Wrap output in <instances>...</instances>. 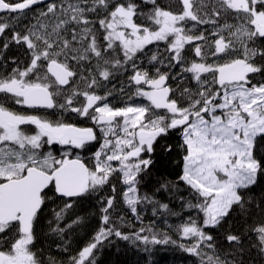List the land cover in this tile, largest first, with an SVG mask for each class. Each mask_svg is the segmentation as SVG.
Returning a JSON list of instances; mask_svg holds the SVG:
<instances>
[{
	"label": "snow or ice",
	"instance_id": "obj_1",
	"mask_svg": "<svg viewBox=\"0 0 264 264\" xmlns=\"http://www.w3.org/2000/svg\"><path fill=\"white\" fill-rule=\"evenodd\" d=\"M40 2L0 0V13L19 20ZM142 4L151 7L144 11ZM35 19V24L16 32L0 16V35L13 29L12 42L24 45L29 56L27 65L0 76V264H42L32 245L34 225L50 199L48 191L65 201L55 213L60 220L76 198L90 195L120 173L126 185L123 201L136 214L137 205L149 199L141 197L137 187L141 173L152 163L142 154L151 153L157 139L173 130L182 137L178 180L192 195V200L179 199L203 214L200 222L190 217L177 228L193 241L180 247L202 261L206 256L205 264H235L215 254L214 239L204 229L219 226L234 206L246 211L242 190L254 185L264 171V0H169L163 6L158 0H62L49 4ZM197 25H211L212 31L194 34ZM98 31L106 43L98 41ZM159 42H166L168 66H180L181 79L195 81L193 88L180 91L183 104L172 98L175 90L167 83L168 73L157 68L152 76L137 68V54ZM117 51L123 59L111 55ZM148 59L163 63L158 53ZM93 60L94 75L73 70L71 62ZM128 62L134 70L130 81L137 86L134 95L146 97L147 106L112 107L107 102L111 93L101 96L94 91L100 83L97 76L106 81L113 75L110 69ZM78 75L85 90L73 88L70 95H63L64 87L74 84ZM257 76L261 79L253 83ZM77 97L84 102L73 107ZM8 101L31 109L71 111L94 121L103 143L93 155L92 167L79 155L69 158L70 152H65L58 159L43 149L54 143L82 149L97 139L93 128L17 112L6 106ZM28 125L34 126L32 134L24 130ZM114 200L110 196L104 201L102 226L92 242L71 257V264H95L94 250L111 236L145 245L175 243L167 235L158 238L151 228L122 233L110 219ZM159 207L170 211L168 204ZM249 231L256 237L254 246L264 254V221L249 226ZM226 240L239 244L241 237L229 234ZM204 247L213 254L203 253Z\"/></svg>",
	"mask_w": 264,
	"mask_h": 264
},
{
	"label": "trees",
	"instance_id": "obj_2",
	"mask_svg": "<svg viewBox=\"0 0 264 264\" xmlns=\"http://www.w3.org/2000/svg\"><path fill=\"white\" fill-rule=\"evenodd\" d=\"M61 2L62 0H53L33 6L31 10H26L19 20L10 19L5 13L0 16L13 25L14 31L22 32L26 26L35 24L36 16L40 12L46 11L49 4H60ZM137 2L140 3L141 0H137ZM158 2L163 6L169 0H158ZM150 7L151 5L142 4L144 11ZM174 10L178 11L179 5ZM229 23H235V21L229 19ZM191 25L192 22H189L187 27L191 28ZM13 29H6L5 33L0 35V54H2L0 76H6L17 66L22 68L29 62L26 47L12 42ZM197 30H209L211 32L212 26L197 25L193 33ZM97 38L100 43H106L102 40V31L97 32ZM6 43L8 44L7 49L4 48ZM165 47L166 42L147 46L144 54H137L136 65L138 69L147 70L152 76L156 75L157 68L161 73H168L171 87L175 90L173 95L179 103L183 104L185 102L179 98L180 91L183 88H193L195 81L181 79L178 75L181 73L180 66L171 68L168 66V54L165 52ZM153 53H158L163 63H149L148 58ZM111 55L123 59L122 52L117 51ZM71 63L73 70L80 75L88 76L90 72L95 74L93 67L95 60L79 65L75 62ZM110 70L113 75L106 81L97 76L100 83L94 91L101 96L111 93L107 97V102L112 107H118L122 102H127L131 95H134L133 92L137 86L130 81V77L134 75V70L131 62L123 67ZM80 75L76 77L74 84L64 87L63 95H70L73 88H77L79 91L85 90L86 85L80 79ZM258 79L261 77L257 76L253 83ZM2 99L3 94H0V100ZM59 102H64L63 96L59 98ZM83 102V97H77L73 107H80ZM13 105L11 101L6 104L9 108H12ZM26 112L46 116L50 120H62L64 123H94L88 117L82 118L75 112L60 109L28 110ZM181 143V133L178 130H173L166 136L157 139L151 153L142 154L143 158L150 159L152 163L144 173H141L140 183L137 187L139 195L141 197L147 196L149 199L137 205L136 214L131 213L123 201L122 192L126 189V185L122 183L120 173H114L108 184L90 195L76 198L72 207L64 213L60 220L56 219L55 213L63 208L65 201L55 197L52 191H48L50 199L46 200L34 225L35 239L32 245V251L37 254L42 264H50V261H55V264H71V257L76 256L84 246L92 242L93 237L102 226L101 209L105 206L104 201L110 196H115L113 208L109 210L110 219L122 233L130 234L138 231L141 227L151 228L159 234L158 238L167 235L175 243L145 245L142 241L133 243L131 240L125 241L120 237L111 236L102 241L94 250L95 264H205L206 256L202 261L199 256L188 253L180 247L181 244L191 246L193 241L183 238L177 228L187 222L190 217L200 222L203 216L197 209H189L183 206V202L179 199V197H184L185 200H192V195L187 186L178 180L182 172L183 150L180 147ZM100 146L101 137L98 136L96 140L88 142L82 149L54 143L51 146H45L43 151H51L58 159L65 152H70V156L79 155L87 164L91 165L92 157L100 149ZM169 146L171 151L167 150ZM256 156L261 158L259 153H256ZM113 185L115 186L114 192L112 190ZM162 185H168V187ZM173 185H177L179 190L177 191ZM241 194L246 201L244 206L246 211L234 206L219 226L204 230L212 235L215 243V254L219 255L221 259L235 261V264H264V254H261L254 246L256 237L249 231V226L264 221V171L258 174L256 183L248 189L242 190ZM192 202L195 203L196 201L193 200ZM160 204H168L170 211L160 208ZM75 220L79 222L73 223ZM57 228L63 229V231H54ZM144 234L151 235L150 232ZM229 234L240 236V243H229L226 240V236ZM203 253L213 254L206 247L203 248Z\"/></svg>",
	"mask_w": 264,
	"mask_h": 264
},
{
	"label": "flooded vegetation",
	"instance_id": "obj_3",
	"mask_svg": "<svg viewBox=\"0 0 264 264\" xmlns=\"http://www.w3.org/2000/svg\"><path fill=\"white\" fill-rule=\"evenodd\" d=\"M200 32H204V34L205 35H208L209 33H210V31L209 30H197L196 32H194V34H199ZM191 56H189V58H190ZM192 58V57H191ZM190 58V59H191ZM168 63V62H167ZM167 83H168V85L171 87V84H170V80H168L167 81ZM143 87L145 88V90H147V85H143ZM172 88V87H171ZM135 91H136V89H134ZM135 92H133V94H134ZM131 97H132V99L130 100V99H128L127 100V102H122L118 107H123V106H125V104H133V105H139V106H147V105H149L150 104V101H148L147 100V98L146 97H142V100H140L141 99V96H135V95H131ZM172 98H174L175 99V96L172 94ZM13 106H19V108L21 107L22 109H25L26 111H28V110H30V111H32V110H43V109H28V108H26L25 106H23V105H13ZM44 111H48V110H44ZM158 113H161L162 114V110H156ZM82 118H85V117H83L82 116ZM69 124H75V125H77V126H80V127H92L93 129H94V131H95V133H96V137H98V136H100L101 135V132H100V127L99 126H97L96 124H95V122L94 123H91V122H88V123H85V124H77V123H69ZM101 137V136H100ZM72 157V156H71ZM90 167H91V165H90Z\"/></svg>",
	"mask_w": 264,
	"mask_h": 264
},
{
	"label": "rangeland",
	"instance_id": "obj_4",
	"mask_svg": "<svg viewBox=\"0 0 264 264\" xmlns=\"http://www.w3.org/2000/svg\"><path fill=\"white\" fill-rule=\"evenodd\" d=\"M11 109L14 110V111H17V112H21V113L32 114V113H27L25 109H22L21 107L19 108V106H17V107L13 106ZM23 127H24V130L28 131L27 133H29V134H32L33 131H34V126H32V125L23 126ZM100 136H101V144H102L103 143V133L102 132H101ZM93 163H94V161H93V157H92L91 166L93 165ZM114 166H118L117 162H114Z\"/></svg>",
	"mask_w": 264,
	"mask_h": 264
},
{
	"label": "water",
	"instance_id": "obj_5",
	"mask_svg": "<svg viewBox=\"0 0 264 264\" xmlns=\"http://www.w3.org/2000/svg\"><path fill=\"white\" fill-rule=\"evenodd\" d=\"M50 1H53V0H41V2L39 4H43V3H47V2H50ZM37 4V5H39ZM33 6H36V5H33ZM32 6V7H33ZM3 14V13H0V15ZM147 90H149V86H147ZM26 108H28L27 106H25ZM28 109H31V108H28ZM43 110H50V109H43ZM75 125V124H74ZM77 126V125H76ZM77 127H80V126H77ZM92 128V127H91ZM94 130V129H93ZM69 158H75V156H69ZM85 161V160H84ZM86 163V162H85ZM87 164V163H86ZM88 166L90 167V165L88 164Z\"/></svg>",
	"mask_w": 264,
	"mask_h": 264
}]
</instances>
